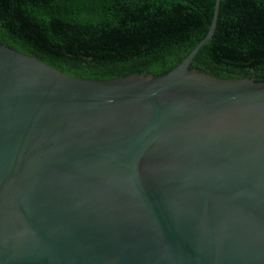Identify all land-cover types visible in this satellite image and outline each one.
<instances>
[{
    "label": "water",
    "instance_id": "95a60500",
    "mask_svg": "<svg viewBox=\"0 0 264 264\" xmlns=\"http://www.w3.org/2000/svg\"><path fill=\"white\" fill-rule=\"evenodd\" d=\"M108 80L0 45V264H264V81Z\"/></svg>",
    "mask_w": 264,
    "mask_h": 264
},
{
    "label": "trees",
    "instance_id": "16d2710c",
    "mask_svg": "<svg viewBox=\"0 0 264 264\" xmlns=\"http://www.w3.org/2000/svg\"><path fill=\"white\" fill-rule=\"evenodd\" d=\"M214 0H0V45L70 77L174 69L206 36ZM190 68L264 81V0H220Z\"/></svg>",
    "mask_w": 264,
    "mask_h": 264
}]
</instances>
